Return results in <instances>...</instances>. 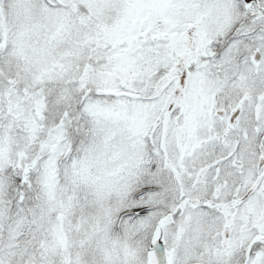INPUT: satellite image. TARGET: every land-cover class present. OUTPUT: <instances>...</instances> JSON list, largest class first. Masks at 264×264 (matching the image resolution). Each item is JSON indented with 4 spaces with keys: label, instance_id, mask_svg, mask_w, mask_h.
<instances>
[{
    "label": "snow or ice",
    "instance_id": "6c2138e0",
    "mask_svg": "<svg viewBox=\"0 0 264 264\" xmlns=\"http://www.w3.org/2000/svg\"><path fill=\"white\" fill-rule=\"evenodd\" d=\"M0 264H264V0H0Z\"/></svg>",
    "mask_w": 264,
    "mask_h": 264
}]
</instances>
